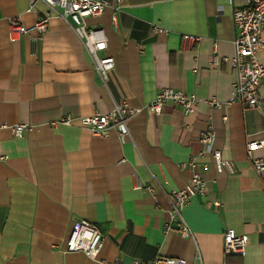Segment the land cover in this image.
Instances as JSON below:
<instances>
[{
	"label": "crops",
	"instance_id": "obj_1",
	"mask_svg": "<svg viewBox=\"0 0 264 264\" xmlns=\"http://www.w3.org/2000/svg\"><path fill=\"white\" fill-rule=\"evenodd\" d=\"M112 2V0H109ZM247 0H122L117 28L106 9L88 28H101L114 69L104 86L75 34L51 18L33 43L34 31L11 39L9 19L33 27L46 7L30 0H0V264H129L132 259H183L185 264H264V185L245 155V143L264 139V80L259 104L212 108L229 101L236 72L220 59L233 56L231 13ZM154 26L167 34H152ZM184 35L199 37L195 44ZM264 42V27L261 33ZM215 58L219 62L215 64ZM264 65V47L257 54ZM173 89L197 99L190 115L166 104L160 115L145 110L155 95ZM110 99L142 109L129 122L131 140L113 129L92 133L78 119L110 110ZM70 117L71 125L58 124ZM29 127L15 138L11 127ZM213 129L212 148L232 164L218 173L208 155L205 194L182 216L193 239L165 230L166 207L155 191L182 189L185 166L201 150V131ZM264 159V147L255 151ZM161 200V196L159 197ZM102 235L97 261L65 251L74 223ZM247 237L241 255L224 257L226 231Z\"/></svg>",
	"mask_w": 264,
	"mask_h": 264
},
{
	"label": "built area",
	"instance_id": "obj_2",
	"mask_svg": "<svg viewBox=\"0 0 264 264\" xmlns=\"http://www.w3.org/2000/svg\"><path fill=\"white\" fill-rule=\"evenodd\" d=\"M244 8L236 9L231 13L235 36L233 40L234 53L232 57L220 59L227 63L236 72V80L232 85L231 96L228 102L222 104L214 99L206 101L212 108H221L232 103L241 105L246 109H255L258 104V89L264 80V65L258 62L257 54L264 47L261 36L264 27V0H247ZM37 4L46 7V12L42 13L39 19L30 29H25L19 17L9 19L10 37L27 35L34 31L36 36L30 39L35 43L40 35L44 34L48 28L51 18H58L65 22L69 29L79 40L83 50L87 54L92 69L105 86L108 74L114 69L115 61L112 56H100V53L107 50V39L101 28H88L86 19H96L103 15L106 9L110 10V22L113 29L117 28V12L122 7V0H30L29 10L34 11ZM162 33L167 34L166 30L154 26L153 36ZM183 41L195 44L200 40L199 37L184 35ZM219 59L215 58V64ZM110 110L105 114L95 113L88 117H81L78 123L88 128L92 133L113 129L120 140H131L128 122L138 115L142 109L130 108L125 102L115 103L110 99ZM166 104L179 108L183 114L190 115L194 112L197 99L193 95H188L173 89L160 90L154 99L148 103L145 110L152 115H160ZM70 117L62 118L58 121L61 125H71ZM15 138H23L29 127L24 124H17L10 128ZM213 129L208 126L201 131L198 142L201 150L196 155H191L185 164L190 170V178L184 188L166 191L161 185L157 184L158 190L155 191L150 186H142L137 181L135 189H143L157 199V206L166 207L167 222L165 230H174L181 237L193 239V234L182 216L183 208L196 195L205 194V180L201 177L199 166L206 169L208 161L204 160L208 155L215 164L218 173L228 175L234 173L232 164L221 158L220 150L213 149L214 141ZM264 147V139L256 141L249 140L245 143V155L256 174H262L264 185V159L256 158L255 151ZM161 196V200L160 197ZM101 233L89 223L78 221L74 223L65 241V251L80 252L92 261L98 260V255L102 246ZM247 244V237L236 235L233 231H226L222 236L223 256L241 255ZM119 264V263H115ZM129 264H185L183 259L155 257L150 260L132 259Z\"/></svg>",
	"mask_w": 264,
	"mask_h": 264
}]
</instances>
